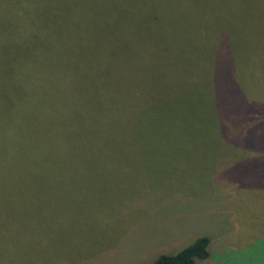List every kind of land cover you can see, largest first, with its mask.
<instances>
[{"label": "rangeland", "instance_id": "rangeland-1", "mask_svg": "<svg viewBox=\"0 0 264 264\" xmlns=\"http://www.w3.org/2000/svg\"><path fill=\"white\" fill-rule=\"evenodd\" d=\"M171 1L172 13L163 0H0L2 123L22 91L23 124L75 125L48 90L116 148L4 208L0 224L29 233L0 238V264H151L203 236L199 264H264V195L250 187L264 156L234 147L264 134V0ZM124 46L140 51H96Z\"/></svg>", "mask_w": 264, "mask_h": 264}, {"label": "trees", "instance_id": "trees-1", "mask_svg": "<svg viewBox=\"0 0 264 264\" xmlns=\"http://www.w3.org/2000/svg\"><path fill=\"white\" fill-rule=\"evenodd\" d=\"M173 2L163 0L160 9H163L164 6L167 13L174 12L172 11L175 7ZM260 3V0H253V5ZM157 9L159 10L158 7ZM248 9L251 10L250 7ZM219 12L218 15L222 13ZM170 17L171 15H166V17L159 18L157 14H154L152 22L157 23V25L159 22L160 27H166L167 29L171 24L169 22ZM27 32L32 35L30 30ZM156 33H158V29ZM121 36L118 35L117 38ZM115 37L113 35L112 39H115ZM65 47L72 50H82V48L75 46ZM168 47L171 48V46H159L157 48ZM147 48H150V46ZM96 51L134 54L140 51V48L138 46H124L122 50L118 48L102 50L99 48ZM21 70V68H16L13 76L19 79L18 76L21 74ZM2 81L5 85H8L6 84L8 80L3 79ZM17 83L19 86L23 85L22 80H17ZM25 96L27 99L24 98V93L21 91V94L13 101L9 100L8 106L14 105L16 108L6 109L8 113L7 125H4V122L0 119V193L4 194L3 201L0 203V219L3 220L12 219L4 218V208H11L15 204L22 205V202L30 203L32 201V190L46 188L50 177L61 174H78L83 170L82 165L87 160H110L111 151L116 149L113 147L114 142L108 137H113V130L103 129L106 131H100V127L92 124L94 120L87 111H80L73 102L60 97L58 94L53 95L48 90L47 101L55 107L64 108L65 112L67 111L66 117L67 114H70L75 120V125L69 124L70 128L64 130L41 126L42 124H33L34 126L23 124V122L31 119L28 116L33 110L32 100L28 95ZM51 120L54 122L59 121L55 112L51 114ZM256 137L254 136L245 146L230 144L234 145L236 150L242 151L243 155L259 157L263 153L261 156L263 157L264 152L257 150L258 147H264V134L258 137V140H255ZM100 166L101 164L97 168ZM88 171L86 170V172ZM241 185L237 183L238 188ZM254 186H250L254 194L264 195L263 175L258 177ZM209 245L210 239L203 236L175 254L160 255L151 264H199V261L209 258Z\"/></svg>", "mask_w": 264, "mask_h": 264}, {"label": "crops", "instance_id": "crops-1", "mask_svg": "<svg viewBox=\"0 0 264 264\" xmlns=\"http://www.w3.org/2000/svg\"><path fill=\"white\" fill-rule=\"evenodd\" d=\"M10 227H12V226L6 225V224H0V238H8L12 235H17V234L22 233V232L23 233H29V231H26V230L18 231L17 229H11ZM179 240H180L179 238H177V240L175 239L176 242H179Z\"/></svg>", "mask_w": 264, "mask_h": 264}]
</instances>
